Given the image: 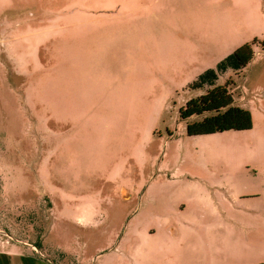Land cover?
Masks as SVG:
<instances>
[{"label": "crops", "instance_id": "obj_1", "mask_svg": "<svg viewBox=\"0 0 264 264\" xmlns=\"http://www.w3.org/2000/svg\"><path fill=\"white\" fill-rule=\"evenodd\" d=\"M263 36L264 0H0V52L20 80L13 94L22 97L42 142L52 137L55 189L83 217L101 210L79 204L92 196L75 195L74 178H84L90 163L105 165L117 182L140 171L142 142L174 99L182 96L185 105L199 97L191 85L200 75ZM244 92L239 108L264 100V91ZM42 160L47 179L49 160ZM119 192L128 196L125 186ZM0 228L13 238L0 241V264H54L44 234L31 243L1 221ZM162 250L138 253L158 264Z\"/></svg>", "mask_w": 264, "mask_h": 264}, {"label": "rangeland", "instance_id": "obj_2", "mask_svg": "<svg viewBox=\"0 0 264 264\" xmlns=\"http://www.w3.org/2000/svg\"><path fill=\"white\" fill-rule=\"evenodd\" d=\"M259 40L250 63L215 84L227 83L233 106H243L245 90L264 91V36ZM5 62L0 52V221L12 234L31 243L44 234L54 264H149L138 253L148 247H163L158 264H264V100L248 108V131L189 137L186 123L215 113L180 121L183 98H175L142 142L140 171L117 182L105 165L90 163L84 178H74L75 195L92 196L79 204L101 210L83 217L55 189L52 137L43 143L34 133L22 97L13 94L20 80ZM210 89L191 88V96ZM43 158L47 179L39 172ZM68 174L62 171L63 180ZM248 194L260 200L240 198Z\"/></svg>", "mask_w": 264, "mask_h": 264}, {"label": "trees", "instance_id": "obj_3", "mask_svg": "<svg viewBox=\"0 0 264 264\" xmlns=\"http://www.w3.org/2000/svg\"><path fill=\"white\" fill-rule=\"evenodd\" d=\"M257 41L244 44L221 61L215 69L200 75L191 85L193 89L211 87L204 95L189 100L179 109L180 121L199 117L205 113H215L200 121L186 123L185 132L189 137L208 136L226 131H245L251 129V115L247 110L233 106L232 96L227 91V83L215 86L218 76L227 70L240 72L253 58V47ZM264 47V41L262 42ZM36 246L39 247L37 244Z\"/></svg>", "mask_w": 264, "mask_h": 264}, {"label": "built area", "instance_id": "obj_4", "mask_svg": "<svg viewBox=\"0 0 264 264\" xmlns=\"http://www.w3.org/2000/svg\"><path fill=\"white\" fill-rule=\"evenodd\" d=\"M0 241L5 244H9L10 242L13 241V238L9 236L8 234H6L5 232L0 231Z\"/></svg>", "mask_w": 264, "mask_h": 264}, {"label": "water", "instance_id": "obj_5", "mask_svg": "<svg viewBox=\"0 0 264 264\" xmlns=\"http://www.w3.org/2000/svg\"><path fill=\"white\" fill-rule=\"evenodd\" d=\"M263 97H264V92H263Z\"/></svg>", "mask_w": 264, "mask_h": 264}]
</instances>
